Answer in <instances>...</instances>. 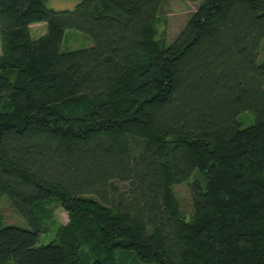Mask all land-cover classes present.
<instances>
[{
    "label": "trees",
    "instance_id": "trees-1",
    "mask_svg": "<svg viewBox=\"0 0 264 264\" xmlns=\"http://www.w3.org/2000/svg\"><path fill=\"white\" fill-rule=\"evenodd\" d=\"M162 1L0 0V200L27 225L0 210V264H264V0H186L170 42Z\"/></svg>",
    "mask_w": 264,
    "mask_h": 264
},
{
    "label": "rangeland",
    "instance_id": "rangeland-1",
    "mask_svg": "<svg viewBox=\"0 0 264 264\" xmlns=\"http://www.w3.org/2000/svg\"><path fill=\"white\" fill-rule=\"evenodd\" d=\"M79 0H45L44 5L53 10L71 9ZM198 2L186 0H163L157 12V37L165 42H170L178 31L181 29L189 15L196 8ZM45 31V23L38 22L29 25V34L31 38H35ZM91 45V39L88 35L74 30L66 29L62 34L59 43V51L75 50ZM259 60H264V39L261 43ZM239 118L242 124L252 123L253 118L251 114L244 111ZM248 113V114H246ZM200 179L199 175H195ZM189 181V180H188ZM182 182L173 186V192L177 199L179 209L182 213L188 214L191 210L190 191L187 182ZM117 189H123L122 183H113ZM110 193V197L113 196ZM4 197V196H1ZM45 218L43 223L46 231L39 235L38 244L44 243L53 238V235L60 226L67 221L66 213L55 203L49 202L46 206ZM0 210L5 224H15L26 227L25 221L19 217L10 207L5 199L0 200Z\"/></svg>",
    "mask_w": 264,
    "mask_h": 264
}]
</instances>
